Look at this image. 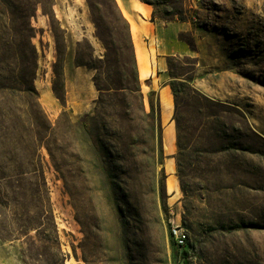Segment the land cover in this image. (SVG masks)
Instances as JSON below:
<instances>
[{
    "label": "rangeland",
    "instance_id": "374dc122",
    "mask_svg": "<svg viewBox=\"0 0 264 264\" xmlns=\"http://www.w3.org/2000/svg\"><path fill=\"white\" fill-rule=\"evenodd\" d=\"M26 1L33 85L53 131L44 138L24 99L0 92V264H264V0H131L136 32L114 0L160 133L121 112V96L96 105L93 76L127 61L112 0H1L0 69L22 68ZM173 21L180 30H163ZM177 215L181 256L168 236Z\"/></svg>",
    "mask_w": 264,
    "mask_h": 264
},
{
    "label": "trees",
    "instance_id": "16d2710c",
    "mask_svg": "<svg viewBox=\"0 0 264 264\" xmlns=\"http://www.w3.org/2000/svg\"><path fill=\"white\" fill-rule=\"evenodd\" d=\"M1 1V0H0ZM48 2V1H47ZM143 3L152 5L149 0H142ZM113 6L115 7L117 13L119 14V18L123 21L125 25V48L127 50V61L121 63L119 71L115 77H107L102 78L101 73H96L93 76V84L96 90L99 92L100 97L97 100L96 105H99L101 109L105 100L108 99L111 95L114 97L121 96L128 101V104H121L117 106L121 112L125 113L126 111L131 113L135 119H137L140 126L145 127L146 131L156 130L160 133L161 130V120H160V105L159 101H156L155 104H152L149 101V110H145L144 106V98L140 89V81L139 74L137 68V62L134 54L133 43L131 40V36L129 33V26L127 21L121 17V13L118 7L115 4V1L112 0ZM36 4H33L35 7ZM29 8V16H32L35 13V9L30 11V3L26 1L25 4L22 3L20 7H16V11H18L21 17L18 18L19 22V30L16 31V35L20 37L25 43L19 48V56L22 58V68L17 69H0V92H8L9 95L15 98H23L25 101V110L21 111L23 114L33 116L35 124H30L32 127L35 125L36 128L43 131L46 135L44 138H49L52 135L53 128L50 123L47 121L45 115L42 113L38 105V93L35 90L33 85V79L35 76L36 68H37V51L34 45L28 46V41L33 37L34 29L30 26V18L32 17H24L26 15L25 11ZM28 13V12H27ZM180 21H183L180 19ZM1 23V22H0ZM2 26V23H1ZM176 58L167 57V65L170 66L171 60H175ZM93 68V67H90ZM97 70V68H94ZM108 73H112L111 70ZM54 82L52 84V92L60 101L62 106H64V93L59 92L58 83L62 79V70H53ZM18 95H22L19 97ZM14 111H17L14 107ZM56 143V140L45 139L44 144H46V150L49 153L50 158L53 160V151L49 148V146ZM182 255L188 254L187 250H182Z\"/></svg>",
    "mask_w": 264,
    "mask_h": 264
},
{
    "label": "built area",
    "instance_id": "2783aa9c",
    "mask_svg": "<svg viewBox=\"0 0 264 264\" xmlns=\"http://www.w3.org/2000/svg\"><path fill=\"white\" fill-rule=\"evenodd\" d=\"M169 239L171 240L173 247L179 251L180 256L182 255L181 253L183 249L187 250L189 239L188 232L181 225L178 215L169 220Z\"/></svg>",
    "mask_w": 264,
    "mask_h": 264
},
{
    "label": "crops",
    "instance_id": "0c3cea01",
    "mask_svg": "<svg viewBox=\"0 0 264 264\" xmlns=\"http://www.w3.org/2000/svg\"><path fill=\"white\" fill-rule=\"evenodd\" d=\"M126 3H127V5H128V8H129V11H130V13H131V15H129V16H131L130 17V20H131V22L134 24V26L137 24V22H136V17H139V16H135V14H134V12L133 11H137L136 9H135V5L136 4H138L139 2H134V5L131 7V0H124ZM127 11V10H126ZM128 12V11H127ZM138 12V11H137ZM129 14V13H128ZM132 19H133V21H132ZM129 22V21H128ZM130 23V22H129ZM156 25V24H155ZM130 26H131V24H130ZM158 26V25H157ZM181 29V26H180V23H177V22H175V21H173V22H171L170 23V25H167V26H165V29H163V30H168L169 32H171V33H176L178 30H180ZM137 31V28H136V26H135V32ZM139 32V31H138ZM139 36H140V33H139ZM140 42V41H139ZM185 53V47L183 46V45H176V47H175V51L173 52V54H184Z\"/></svg>",
    "mask_w": 264,
    "mask_h": 264
},
{
    "label": "bare ground",
    "instance_id": "6f19581e",
    "mask_svg": "<svg viewBox=\"0 0 264 264\" xmlns=\"http://www.w3.org/2000/svg\"><path fill=\"white\" fill-rule=\"evenodd\" d=\"M160 99L163 104H166L167 106L169 105L170 103L169 94L166 91H163L161 93ZM168 187H169V190L172 188V184L170 182H169ZM168 236H169V229H168Z\"/></svg>",
    "mask_w": 264,
    "mask_h": 264
}]
</instances>
